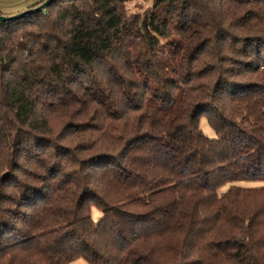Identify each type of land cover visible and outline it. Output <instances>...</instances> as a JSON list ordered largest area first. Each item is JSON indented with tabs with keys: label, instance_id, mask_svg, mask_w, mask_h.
<instances>
[{
	"label": "trees",
	"instance_id": "1",
	"mask_svg": "<svg viewBox=\"0 0 264 264\" xmlns=\"http://www.w3.org/2000/svg\"><path fill=\"white\" fill-rule=\"evenodd\" d=\"M129 1L0 22V168L28 180L0 185V264H264V185H238L264 184V0ZM59 109L85 158L56 144ZM55 148L31 186L21 165L46 176Z\"/></svg>",
	"mask_w": 264,
	"mask_h": 264
},
{
	"label": "rangeland",
	"instance_id": "2",
	"mask_svg": "<svg viewBox=\"0 0 264 264\" xmlns=\"http://www.w3.org/2000/svg\"><path fill=\"white\" fill-rule=\"evenodd\" d=\"M44 0H0V14L4 16H15L21 13H24L30 8ZM157 0H132L126 3V11L129 15L137 14V15H146L151 13L153 10V7L155 5ZM222 0H206V4L210 6V8L214 11L215 14H218L220 11V2ZM246 0H233L232 1V9L236 10V14L239 16L243 13L244 10H250L251 7L249 6H242L241 3L245 2ZM239 9L243 11H239ZM61 112H65V109H59L58 113L54 116L53 118V131L55 132L56 136V144L60 146L63 151H68L70 150L72 153H75L76 156L79 157V159H83L86 157V155H80L79 151L80 146H82L86 140L85 137L87 133H82L81 135H71L73 132L80 130V124L82 123L81 121H77V119L73 120H65L61 121L58 116L61 114ZM200 128L204 132L205 135H207L210 138H215V132L214 130L210 127L207 119L203 117L200 121ZM56 148L55 150L52 151L53 156L50 158H47V160L44 161L46 164L47 168L51 169L50 172L46 173V176L43 171L37 170V169H32V168H27L26 163H24L23 166L25 169L28 170V172L31 173H38V176H35V180L37 182H33L30 185L33 187H43L42 183L47 176L51 174L53 169H55L56 166H58L62 160L60 156L55 155L56 154ZM20 168L19 165H17V161H11L9 166H3L0 168V185L5 186L7 188H11L13 185L15 179H20V181L23 184H26L28 180L23 178L22 173L18 171ZM70 170V168H68ZM41 173V175H40ZM30 182V181H29ZM46 183V181H45ZM238 185L241 187H246V188H257L263 186V182L260 181H243L239 182ZM228 186H224L223 188L220 189V193H223L227 191ZM101 213L97 208H92V217L95 222H97L101 218ZM71 264H89L87 261L84 259H78L72 262Z\"/></svg>",
	"mask_w": 264,
	"mask_h": 264
},
{
	"label": "water",
	"instance_id": "3",
	"mask_svg": "<svg viewBox=\"0 0 264 264\" xmlns=\"http://www.w3.org/2000/svg\"><path fill=\"white\" fill-rule=\"evenodd\" d=\"M54 0H46L43 4L39 5L36 9L34 10H28L24 13L15 15V16H4L0 14V22L1 23H5V22H9V21H15L18 19H21L23 17H25L26 15L33 13V12H42L43 10H45Z\"/></svg>",
	"mask_w": 264,
	"mask_h": 264
}]
</instances>
